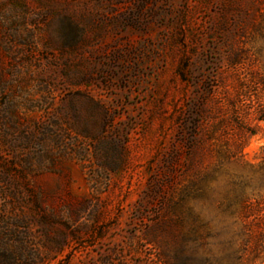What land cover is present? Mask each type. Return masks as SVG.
<instances>
[{
  "label": "rangeland",
  "instance_id": "obj_1",
  "mask_svg": "<svg viewBox=\"0 0 264 264\" xmlns=\"http://www.w3.org/2000/svg\"><path fill=\"white\" fill-rule=\"evenodd\" d=\"M257 133L264 0H0V264H202L188 204Z\"/></svg>",
  "mask_w": 264,
  "mask_h": 264
},
{
  "label": "clouds",
  "instance_id": "obj_2",
  "mask_svg": "<svg viewBox=\"0 0 264 264\" xmlns=\"http://www.w3.org/2000/svg\"><path fill=\"white\" fill-rule=\"evenodd\" d=\"M254 150L264 151V138L259 133L242 145L233 160L217 163L216 171L202 185L204 198L188 204L203 225L202 238L196 241L197 258L202 264H229L233 254L240 258L238 264H264V251L258 249L252 256V241L238 206L233 204L227 210L224 207L225 194L233 190L248 199L264 197V161L259 156L250 157Z\"/></svg>",
  "mask_w": 264,
  "mask_h": 264
},
{
  "label": "trees",
  "instance_id": "obj_3",
  "mask_svg": "<svg viewBox=\"0 0 264 264\" xmlns=\"http://www.w3.org/2000/svg\"><path fill=\"white\" fill-rule=\"evenodd\" d=\"M206 104V103H205ZM204 102L199 105L198 108V118L194 123L195 128L201 126V121L203 120ZM221 106V105H220ZM232 106V105H231ZM254 134V133H251ZM198 135V134H197ZM244 137V140H243ZM213 136H196L194 135L192 141L190 142V149L193 151L201 150L203 151L207 142L213 140ZM217 141L220 139L216 138ZM246 143L245 136H239L235 138V141L232 140L231 146L226 152L219 151V162L234 159L237 154L240 152L242 145ZM215 170L208 172L201 180L202 185L204 181L214 173ZM202 187V186H201ZM264 197H259L255 199H248L242 197L240 194H236L235 200H232V205L235 204L238 206V213L241 219L245 222L244 227L249 233V239L252 241L251 253L253 258L257 254V250L264 251ZM239 257H236V260L239 261ZM248 264H251L249 261Z\"/></svg>",
  "mask_w": 264,
  "mask_h": 264
}]
</instances>
